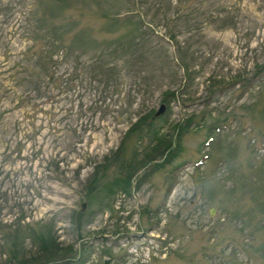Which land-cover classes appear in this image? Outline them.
<instances>
[{"label":"rangeland","instance_id":"374dc122","mask_svg":"<svg viewBox=\"0 0 264 264\" xmlns=\"http://www.w3.org/2000/svg\"><path fill=\"white\" fill-rule=\"evenodd\" d=\"M129 1L0 0V264H264V0Z\"/></svg>","mask_w":264,"mask_h":264},{"label":"trees","instance_id":"16d2710c","mask_svg":"<svg viewBox=\"0 0 264 264\" xmlns=\"http://www.w3.org/2000/svg\"><path fill=\"white\" fill-rule=\"evenodd\" d=\"M138 1H140L141 2V0H130L129 1V7L126 9V8H123L122 10L123 11H125L124 12V16H123V18H120V16H119V14H116L115 16H113V15H110V16H103L104 18H108L109 19V21H110V23H109V25H115V24H119V22H121V21H124V22H131V21H129V20H131L130 18L131 17H128V15L127 14H132L133 13V16H134V14H137V16H139V21H142L143 22V24H144V28L145 29H148L149 27L148 26H150V24L148 23V22H144V18L143 17H140V15H138V10H137V4H138ZM54 8V7H53ZM37 9V6H35V10ZM53 10V9H52ZM128 19V20H127ZM138 22V21H137ZM136 22V23H137ZM167 23H168V21H167ZM136 29V28H135ZM28 30H30L31 32H33V33H36V26H34L32 29H28ZM169 30H170V28H169ZM107 32H108V30H107ZM137 34L138 35V32H136L135 30H134V34ZM140 34V36H139V39L138 40H136V38L134 37V40L135 41H137V42H140V41H142V39H143V37L145 36V34H147V32L146 31H144L143 33H139ZM35 38H36V35H35ZM52 38H53V40H54V42H57V43H59V44H64L63 43V40L59 37V36H55V37H53L52 36ZM172 38L174 39V36H172ZM56 47H58V45L56 46ZM130 47H133V44L132 45H130ZM117 53H120V52H118V50H115V51H113L112 52V54L110 55V56H112L113 57V61H110L109 63H107V62H105L106 64L105 65H107V64H112L113 65V63L115 64V65H117V59L118 58H120L122 55H121V53H120V55H118V56H115ZM108 67V66H107ZM110 67V66H109ZM262 67H264V65L262 66ZM147 115H149V114H147ZM147 115H142V116H140L137 120H136V122L134 123V125L132 124V127L131 128H134V127H140V128H142L141 126H140V121L143 119V117H145L146 116V118L145 119H147ZM155 119V117L154 116H152V115H150V118H149V120L151 121V120H154ZM137 123H139V124H137ZM130 129V128H129ZM143 129V128H142ZM128 130V129H127ZM162 143H164L165 145V147L166 148H163L162 147V149L161 150H159V151H157V152H162V151H164V150H168V149H170V142H167V141H161L160 140V138H158L157 139V142L153 145V147H154V149H156L157 147H160L161 146V144ZM154 152L155 153H157L156 152V150H154ZM155 153H154V155H155ZM169 154V153H168ZM124 182H126L127 184H128V182H129V178L127 177V178H125L124 179ZM41 241H40V243H39V250H38V253L37 254H35V255H39V257L41 258H39V257H37L36 258V264H48V263H50V264H57L56 263V261H58L59 260V258H57L58 260H56V256H53L54 254H57V253H59V250H60V255H58L59 257H64V258H67V257H69V258H67L68 260H70L71 259V253H72V248H71V246L70 245H68V246H65V247H62V246H60L59 247V249H58V247L57 246H55L56 244H53V243H51L50 241H46V240H44V239H40ZM48 245H49V247H51V248H55L56 247V250L54 251V254H50L49 253V251H50V248L48 247ZM54 245V246H53ZM22 256H23V254H21ZM14 257H15V254L13 255ZM57 256V257H58ZM24 257V256H23ZM22 257V258H23ZM22 260V259H21ZM20 260V261H21ZM56 260V261H55ZM66 260V259H65Z\"/></svg>","mask_w":264,"mask_h":264},{"label":"water","instance_id":"95a60500","mask_svg":"<svg viewBox=\"0 0 264 264\" xmlns=\"http://www.w3.org/2000/svg\"><path fill=\"white\" fill-rule=\"evenodd\" d=\"M162 110H163V109H160L158 114H160V112H161ZM156 116H157V115H156ZM85 205H86L85 202L81 203V210H82V211L84 210Z\"/></svg>","mask_w":264,"mask_h":264}]
</instances>
